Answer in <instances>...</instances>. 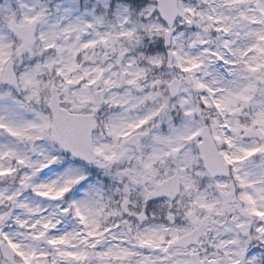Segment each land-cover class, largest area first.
Instances as JSON below:
<instances>
[{
	"label": "clouds",
	"instance_id": "obj_1",
	"mask_svg": "<svg viewBox=\"0 0 264 264\" xmlns=\"http://www.w3.org/2000/svg\"><path fill=\"white\" fill-rule=\"evenodd\" d=\"M0 124V264H264V0H0Z\"/></svg>",
	"mask_w": 264,
	"mask_h": 264
},
{
	"label": "snow or ice",
	"instance_id": "obj_2",
	"mask_svg": "<svg viewBox=\"0 0 264 264\" xmlns=\"http://www.w3.org/2000/svg\"><path fill=\"white\" fill-rule=\"evenodd\" d=\"M241 98H243V97H241ZM0 129L7 131L12 136H20V134H21L18 129H15L13 127H8V126L3 125V124H0ZM241 151H242V155L236 157L235 160H238L240 162H244L248 157L253 156L255 153H264V147H257L254 149H242ZM224 159L229 164L235 162L234 159H230L227 156H225ZM256 214L261 215V213H256ZM45 227H47V225ZM4 239L8 241V249L15 252L17 255L25 256V253L20 251L21 245H19L16 241L11 240L10 237L5 236ZM62 242H63L62 238L60 240L50 241V243H52V244H57V243H62ZM78 258L79 257H73V259H78ZM25 259L27 260L28 257H25Z\"/></svg>",
	"mask_w": 264,
	"mask_h": 264
}]
</instances>
